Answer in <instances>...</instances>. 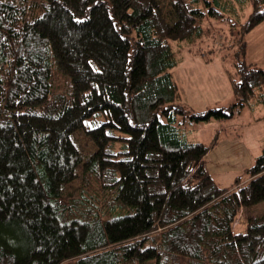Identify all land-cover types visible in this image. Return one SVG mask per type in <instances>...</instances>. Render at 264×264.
<instances>
[{
	"label": "trees",
	"instance_id": "16d2710c",
	"mask_svg": "<svg viewBox=\"0 0 264 264\" xmlns=\"http://www.w3.org/2000/svg\"><path fill=\"white\" fill-rule=\"evenodd\" d=\"M245 1L247 21L204 49L199 20ZM262 22L264 0H0V264H264V212H247L264 202V148L221 189L209 148L179 133L247 105L264 119L245 42ZM183 50H225L229 106L181 100ZM78 133L95 147L86 160ZM78 167L80 195L63 197Z\"/></svg>",
	"mask_w": 264,
	"mask_h": 264
},
{
	"label": "rangeland",
	"instance_id": "374dc122",
	"mask_svg": "<svg viewBox=\"0 0 264 264\" xmlns=\"http://www.w3.org/2000/svg\"><path fill=\"white\" fill-rule=\"evenodd\" d=\"M251 10L252 5L250 2H235L233 10H223V14L225 16L223 19L219 20L211 17H203L200 19L199 24L202 30H204V38L201 41L203 42L202 47L205 49L209 45H212L216 49L221 48L219 45L226 42L224 40L222 43L220 42L221 36H228L230 28L234 29V31L239 29L240 25L247 21ZM197 42H199V39ZM192 46L194 49V44ZM224 51L225 50L221 51V53L224 54ZM187 54L188 53L183 50L176 55V59H181ZM224 59L230 60L229 58ZM62 90L63 92L66 91L65 88H62ZM232 102L233 101H230L225 104V106H229ZM243 108L249 109V105ZM243 108L235 111L234 115L230 117L198 122L187 121L183 126H181V130H179L180 136L184 140L189 142H199L209 148L208 153L204 157V167L208 174L212 177L215 184L221 189L229 190L234 188L237 178L244 176L246 169L253 165L255 160L254 158H256L250 157L249 149L245 147L241 141V132L238 133V130L235 129L236 126L233 125V123L241 119V110ZM255 111L258 115L259 112L257 110ZM73 141L75 142V145L84 160L88 159L95 151L93 143L83 133H78L73 136ZM76 174L78 177L75 181L63 186V197L68 199H75L79 197L81 190V167L76 169ZM128 212L129 211L124 210L122 214ZM247 212L251 215L264 212V202L253 206ZM244 214H246V212ZM244 214H241L236 220L234 225L235 232L245 231V225L241 224L245 219Z\"/></svg>",
	"mask_w": 264,
	"mask_h": 264
},
{
	"label": "crops",
	"instance_id": "0c3cea01",
	"mask_svg": "<svg viewBox=\"0 0 264 264\" xmlns=\"http://www.w3.org/2000/svg\"><path fill=\"white\" fill-rule=\"evenodd\" d=\"M245 42L246 62L264 68V22L245 36ZM207 56L201 52L190 53L171 70L181 100L196 111H204L211 106L222 107L232 101V85L228 76L231 62L218 51L209 62L206 61ZM255 110L251 106L243 108L241 119L233 123L238 133L241 132V141L249 149L251 158L257 157L264 148V119L256 121Z\"/></svg>",
	"mask_w": 264,
	"mask_h": 264
}]
</instances>
